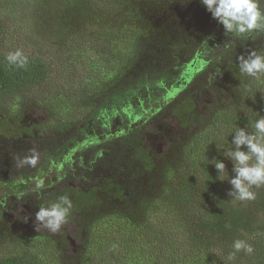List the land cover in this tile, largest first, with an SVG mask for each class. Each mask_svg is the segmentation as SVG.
<instances>
[{
	"label": "trees",
	"instance_id": "trees-1",
	"mask_svg": "<svg viewBox=\"0 0 264 264\" xmlns=\"http://www.w3.org/2000/svg\"><path fill=\"white\" fill-rule=\"evenodd\" d=\"M101 1L87 0L96 5ZM131 1L137 4L142 2ZM190 1L198 10L204 8L200 0ZM257 3L260 11L264 12V0H257ZM91 4L85 12L98 11L104 8L105 3L101 7ZM86 20L80 23L82 30L70 36L71 44H68L65 52L70 57L80 52L92 53L90 72L69 83L57 76L63 62L48 57L42 51H21L28 58V64L23 69L9 65L5 60L7 54L19 50L17 46L21 44L25 47L28 45L22 43L25 39L23 34L12 32L13 28L0 14V133L8 130L11 118L18 115L19 106L30 105L43 110L47 120L39 124V133L58 134L60 140L56 152L45 143L43 158L46 159L45 164L55 159L64 160L65 167L60 177L63 181L70 175L77 182H87L93 178L94 170H108L111 164L118 166L116 159L119 154L112 155L117 148L110 143L118 141L124 134L142 129L146 115L127 121L128 125L122 122L116 131L103 128L93 138L88 136L92 130L89 126L95 124L106 109L121 104L129 95L137 94L145 83L154 79L149 61L144 60L146 56L175 61V70L180 68L183 73L192 71L187 69V65L195 61L194 69L203 64L206 69L222 75L226 65L238 55L246 54L247 57L253 52L264 55V31L236 36L225 34L218 23L204 31V27L198 29L188 22L177 37L156 35L148 43L145 36L128 23L129 20L115 29L107 28L108 22L101 15ZM218 33L232 39L222 51L215 41ZM7 42H13L16 49H8L5 45ZM181 54L190 58L184 66L176 56ZM170 76L168 69L158 73L155 78L166 80ZM234 77V100L214 105L182 144L180 152L184 157V165L179 167L181 173L177 177L170 171L162 172L158 190L152 188L146 196L135 195L130 198V208L127 210L110 207L106 211H98L86 221L81 249L73 258L68 259L61 254L51 258L49 243L43 244L40 239L18 235L12 238L14 251L10 254L0 253V264H225V253L208 254L212 245L203 233L199 235L211 226V218L227 198L224 183L217 179V173L210 171L209 167L202 168L205 162L203 156L217 146L227 148V141L229 144L232 141V135L229 134L236 127L254 132L252 123L259 115L264 116V78L257 81L241 75L239 68ZM163 106L159 103L153 110L160 111ZM151 113L152 110L148 114ZM150 121L146 119V123ZM70 130L71 133H68ZM81 152L91 153L93 157L90 164L84 161ZM105 158V164H100L101 159ZM75 159L78 165H74ZM140 159L143 162L142 157ZM208 161L209 158L205 162L207 165ZM123 184L112 178L102 179L94 185L93 192L86 185H81L83 191L75 193L76 201H73L76 205L84 203L98 196L96 192L99 191L126 192L129 187L126 179ZM44 186L49 189L52 181ZM31 192L27 183L13 182L11 179L4 184L0 195L3 200L16 197L19 202L27 200ZM61 196L72 199L67 193L61 195L52 192L37 196L35 201L42 203L40 207H45V203H54ZM254 240L264 246L263 234H255ZM197 242L205 244L206 248L199 246V250ZM192 247H196L199 252L195 254L191 251Z\"/></svg>",
	"mask_w": 264,
	"mask_h": 264
},
{
	"label": "rangeland",
	"instance_id": "rangeland-1",
	"mask_svg": "<svg viewBox=\"0 0 264 264\" xmlns=\"http://www.w3.org/2000/svg\"><path fill=\"white\" fill-rule=\"evenodd\" d=\"M125 1L103 0L96 5L87 0L82 2L79 0H0V14L13 28L12 32H20L25 37L22 43L28 46L16 45L19 50L42 51L48 57L63 62L59 66L57 76L59 79L68 80L69 83H74L79 77H85V74L90 72L92 53L80 52L74 57L66 53L68 44H71L70 36L82 30L80 23L87 21V18L92 20L96 18V15L104 16L109 29H115L125 20H129L128 23L133 24L145 36L148 43L156 35L167 34L177 37L185 30L188 22L198 29L204 27V31L218 23L205 8L198 10L190 0L159 2L142 0L139 4L131 0L126 3ZM102 3H105L104 8L85 12L90 4L101 7ZM218 34L215 41L219 50L222 51L232 39ZM5 45L8 49H16L13 42H7ZM176 56L182 66L189 63L190 58L184 54ZM240 56L246 57V54L231 59L222 75L199 64L184 77L180 68L175 70V61L168 62L167 59L165 61V57L146 56L144 60L149 61L154 79L145 83L137 94L131 93L132 95H129L121 104L106 109L100 119L89 126L92 130L88 136L93 138L96 132L103 128L109 131L119 130L122 122L128 125L127 121L131 122L146 115L143 118L144 126L136 132L124 134L118 138V141L111 142L110 144H114L117 148L112 155L119 154V158L116 159L118 166L111 164L108 170L103 168L94 170L93 178L87 182L86 180L77 182L78 180L75 181L70 175L66 181H63L60 177L65 167L64 160L55 159L50 164H45L46 159L43 158L45 143L56 152L55 149L60 143L58 134L39 133V124L47 120L43 110L32 108L30 105L19 106L18 115L11 118L8 130L0 133V192L4 184L11 179L13 182L27 183L32 192L27 200L19 202L16 197L3 200L0 195V253L13 252L12 238L19 235L24 238L27 236L40 239L43 244L49 243L51 258H56L60 254L68 259L73 258L81 249L86 221L92 219L98 211L103 212L110 207L127 210L130 208V198L135 195L146 196L152 188L158 190L162 172L170 171V174L177 177L181 173L179 167L184 165V157L180 152L182 144L194 133L214 105L227 104L234 100V75L239 68L238 57ZM168 69L171 73L170 78L166 80L155 78L158 73ZM159 103L165 106L160 111L153 110V107ZM150 110L152 113L148 114ZM146 119L151 121L146 123ZM68 133H71V130ZM223 149L226 148L217 146L215 150L207 151L203 158L205 162L208 158L209 161L214 158L222 161L229 178H232L233 165L223 156ZM241 150L246 149L242 146ZM81 155L86 163L92 162L93 156L90 152H81ZM31 158L37 161L34 166L21 163ZM106 160L107 158L101 159L100 164L104 165ZM209 161L208 165L203 162L202 168L209 167L210 171L219 175ZM73 163L76 165L77 159ZM107 178L115 179L122 185L126 179L129 187L123 193L110 190L99 191L96 192L98 196L91 197L84 203L75 204V193L83 191L81 185H86L88 190L93 192L97 181ZM51 181L52 187L46 189L44 185L50 184ZM221 183H224L223 186L227 192L226 202L211 218V226L205 229L208 233H204L206 232L204 230L199 234L203 233L202 235L208 237L206 240L212 245L207 253L213 252V255H217L218 252L220 255L225 253L224 263L229 264L226 260L227 253L232 251L233 241L241 239L251 244L255 251L250 256L243 252L238 253L231 264H264V246H260L254 240L255 234L264 235V186L253 187L252 191L256 197L254 200L238 201L228 195L231 191L228 181ZM52 192L61 195L67 193L72 198L70 199L72 208L67 222L56 234L45 229L35 230V215L37 208L42 205L37 203L35 198ZM4 203L5 206H3ZM51 203L53 202L49 201L44 205L46 207ZM197 243L199 250L200 247L206 248L205 244ZM198 249L192 247L191 251L197 254Z\"/></svg>",
	"mask_w": 264,
	"mask_h": 264
},
{
	"label": "clouds",
	"instance_id": "clouds-1",
	"mask_svg": "<svg viewBox=\"0 0 264 264\" xmlns=\"http://www.w3.org/2000/svg\"><path fill=\"white\" fill-rule=\"evenodd\" d=\"M201 5L211 17L223 27L225 34L244 36L253 31H264V12H261L257 0H200ZM6 62L23 69L28 64V58L20 51L10 52L5 57ZM238 66L241 75L260 81L264 78V55L255 52L247 57H238ZM259 115V114H258ZM254 132L245 128L236 127L229 134L232 135L231 145L223 149V156L233 165L234 176L229 178L225 164L217 159L209 161L218 172L217 179L221 182L227 180L231 185L228 195L234 200H254L253 187L264 186V116H260L252 123ZM242 146L246 150H241ZM36 159H25L22 164L35 165ZM6 203V202H5ZM5 203L3 206H5ZM72 208L68 196H61L57 202L46 207H39L36 212V231L45 229L53 234L58 233L67 222V217ZM255 249L244 240L236 239L232 243V251L226 260L231 264L238 253L252 255Z\"/></svg>",
	"mask_w": 264,
	"mask_h": 264
},
{
	"label": "water",
	"instance_id": "water-1",
	"mask_svg": "<svg viewBox=\"0 0 264 264\" xmlns=\"http://www.w3.org/2000/svg\"><path fill=\"white\" fill-rule=\"evenodd\" d=\"M195 64H196L195 61H192L190 64L187 65V69L193 70ZM186 75H188V73L185 72V73L182 74V77H184Z\"/></svg>",
	"mask_w": 264,
	"mask_h": 264
}]
</instances>
